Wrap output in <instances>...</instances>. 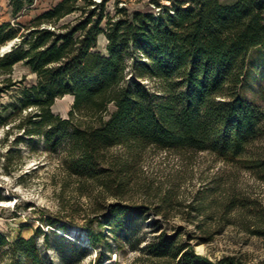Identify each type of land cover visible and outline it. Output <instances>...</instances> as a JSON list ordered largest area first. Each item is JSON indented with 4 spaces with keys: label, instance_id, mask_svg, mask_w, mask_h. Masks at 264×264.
Wrapping results in <instances>:
<instances>
[{
    "label": "trees",
    "instance_id": "trees-1",
    "mask_svg": "<svg viewBox=\"0 0 264 264\" xmlns=\"http://www.w3.org/2000/svg\"><path fill=\"white\" fill-rule=\"evenodd\" d=\"M34 1L9 0L13 20L0 23V48L14 41L0 54V95L24 80L13 76L17 63L35 73L22 89L21 107L31 109L18 127L63 152L61 164L81 193L97 186L114 198L101 207L99 225L118 236L143 213L122 198L136 154L149 146L242 157L264 178V109L239 94L250 51L264 47V0H153L156 13L118 7L114 14L105 12L107 0H58L17 20ZM67 94L73 101L62 116L51 107ZM117 146L127 153L112 152ZM178 228L155 234L135 264H247L196 251L198 235L182 237ZM87 230L93 246L106 238L102 229ZM6 250L47 264L35 233L10 239L0 231V264ZM101 261L97 255L95 264Z\"/></svg>",
    "mask_w": 264,
    "mask_h": 264
},
{
    "label": "rangeland",
    "instance_id": "rangeland-1",
    "mask_svg": "<svg viewBox=\"0 0 264 264\" xmlns=\"http://www.w3.org/2000/svg\"><path fill=\"white\" fill-rule=\"evenodd\" d=\"M57 1L35 0L17 20L26 22ZM118 7L129 13L160 9L153 0H107L105 12L114 14ZM6 19L13 20L9 0H0V21ZM106 43L100 34L98 48L103 52ZM13 76L24 80L0 95V231L10 239L35 233L47 264H95L97 255L102 256L100 264H135L155 234L173 233L180 226L182 237L198 235L191 240L195 250L210 258L230 254L247 264L264 260V178L249 160L189 147L149 146L139 151L122 201L143 205L144 210L115 236L98 224L101 207L114 198L97 186L81 193L78 181L61 164L63 152L51 150L42 136L28 135L18 127L31 109L21 107L22 89L35 83L36 75L17 63ZM143 81L157 91L153 80ZM239 94L264 109V47L250 51ZM72 101L70 94L56 98L51 109L67 116ZM111 151L127 153L122 146ZM51 221L56 222L50 225ZM88 227L102 229L105 240L91 245ZM1 264L29 262L24 254L6 250Z\"/></svg>",
    "mask_w": 264,
    "mask_h": 264
},
{
    "label": "water",
    "instance_id": "water-1",
    "mask_svg": "<svg viewBox=\"0 0 264 264\" xmlns=\"http://www.w3.org/2000/svg\"><path fill=\"white\" fill-rule=\"evenodd\" d=\"M13 42H14V41H11V42H9L7 45L1 47V48H0V54H2L4 51L8 50V49L12 46Z\"/></svg>",
    "mask_w": 264,
    "mask_h": 264
},
{
    "label": "bare ground",
    "instance_id": "bare-ground-1",
    "mask_svg": "<svg viewBox=\"0 0 264 264\" xmlns=\"http://www.w3.org/2000/svg\"><path fill=\"white\" fill-rule=\"evenodd\" d=\"M200 251L201 250H203L204 249V245L203 244H201L200 246H199V248H198Z\"/></svg>",
    "mask_w": 264,
    "mask_h": 264
},
{
    "label": "crops",
    "instance_id": "crops-1",
    "mask_svg": "<svg viewBox=\"0 0 264 264\" xmlns=\"http://www.w3.org/2000/svg\"><path fill=\"white\" fill-rule=\"evenodd\" d=\"M9 7H10V6H9ZM11 15H12V14H11ZM6 20H9V19H6ZM6 20H2V21H0V23L3 22V21H6Z\"/></svg>",
    "mask_w": 264,
    "mask_h": 264
}]
</instances>
